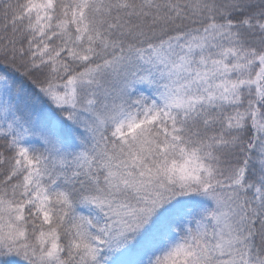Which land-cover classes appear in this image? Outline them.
I'll return each mask as SVG.
<instances>
[{
	"label": "snow or ice",
	"instance_id": "snow-or-ice-1",
	"mask_svg": "<svg viewBox=\"0 0 264 264\" xmlns=\"http://www.w3.org/2000/svg\"><path fill=\"white\" fill-rule=\"evenodd\" d=\"M0 264H264V0H0Z\"/></svg>",
	"mask_w": 264,
	"mask_h": 264
}]
</instances>
